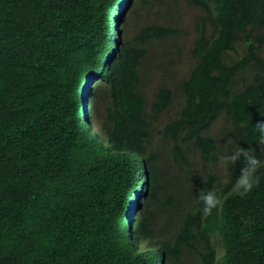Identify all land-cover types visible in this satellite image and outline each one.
<instances>
[{
  "label": "trees",
  "instance_id": "16d2710c",
  "mask_svg": "<svg viewBox=\"0 0 264 264\" xmlns=\"http://www.w3.org/2000/svg\"><path fill=\"white\" fill-rule=\"evenodd\" d=\"M117 1L0 0V264H264V171L239 196L230 193L239 165L226 178L215 166L233 151L219 146L226 131L234 149L264 157L252 126L264 105V0H184L199 11L195 64L178 85L183 107L164 127L183 197L165 195L160 156L149 148L152 120L174 92H157L152 115L141 92L148 45L182 30L172 18L173 26H144L102 65L116 37ZM243 42L244 55L229 61ZM95 75V118L102 96L110 100L105 119H97L99 136L75 113L79 85ZM218 120L225 131L216 137ZM191 146L200 168L190 161ZM138 182L145 187L137 199ZM202 188L223 197L209 216L200 212ZM157 213L176 229L169 239L158 236Z\"/></svg>",
  "mask_w": 264,
  "mask_h": 264
},
{
  "label": "rangeland",
  "instance_id": "374dc122",
  "mask_svg": "<svg viewBox=\"0 0 264 264\" xmlns=\"http://www.w3.org/2000/svg\"><path fill=\"white\" fill-rule=\"evenodd\" d=\"M134 6V11H133ZM129 12L125 16V20L119 24L121 29V36L125 40L134 41L139 31L147 25L162 24L173 26L172 20L176 21L182 33L171 40L165 42H151L148 45V56L141 67L142 86L141 92L145 98V108L147 112L152 115L151 104L156 98L157 92L164 87L171 88L175 94L172 99L168 111H165L161 116L153 119L151 123L152 135L149 137V148L153 152H157L160 156L161 168L160 174L164 185L165 195L171 191L177 197H183L184 186L182 178L177 170L174 159L170 157V152H167L171 143L164 135V127L169 122L173 121L176 113L182 108V101L178 85L184 80L188 72L195 64L191 56V49L193 41L196 37L194 23L199 11L190 7L184 0H148L145 4L132 0ZM172 18V20H171ZM175 24V25H176ZM208 30L213 29L211 22L207 23ZM259 35H264V28L259 32ZM256 43L260 38H255ZM264 48V41L262 44ZM245 53V45L240 44L237 47L236 53H232L229 57L231 61L237 60ZM250 74L247 73L241 82L248 78ZM101 103H99V114L96 119H105L104 106L107 107L110 102L108 96H102ZM103 110V112L101 111ZM102 112V113H101ZM212 134L217 137L220 131H225V121L218 120L212 129ZM219 146L226 152L230 146L234 150L233 139L230 137L228 131L219 138ZM193 153L189 154L190 161L195 162L194 168H200V154L191 146ZM220 159L216 160L215 166L218 167V172L222 177H227V169L221 166ZM195 168V169H196ZM177 179H176V177ZM162 202L165 201L164 196ZM171 216V215H170ZM154 225L158 231V236L161 239H169L174 235L176 229L168 224V217L157 213ZM184 264H193V259H186Z\"/></svg>",
  "mask_w": 264,
  "mask_h": 264
},
{
  "label": "clouds",
  "instance_id": "9594fccd",
  "mask_svg": "<svg viewBox=\"0 0 264 264\" xmlns=\"http://www.w3.org/2000/svg\"><path fill=\"white\" fill-rule=\"evenodd\" d=\"M131 3L132 0H118L113 6V11L111 13V22H113L112 32L115 33L116 31V37L112 41L113 44L111 42L110 47L107 50V55H105L104 60L101 62L102 65L106 66L109 60H111L116 56V53L119 50V46L123 41H125L123 36H121V29L119 24H121L124 21L126 14L129 12L131 8L130 7ZM121 7L124 10L123 16H119ZM115 11H117V13L114 15ZM261 43L263 44V42ZM240 44H244V42ZM261 49H262L261 50L262 53H260V55H264V48ZM230 56L231 55H228L229 61H230L229 58ZM98 78H99L98 75L91 76L90 78L83 81L82 84L79 85V89H80L79 94L81 97L77 99L78 105L75 106V113H77V118L80 124L84 128L87 127L88 132L92 134L95 133L97 135L99 132L98 126H100V124L95 118V114L93 116V112H94L93 107L97 100L95 94H96V81L98 80ZM172 99L170 100L167 106L168 108L171 105ZM181 101H182V97H181ZM97 106L98 105L96 104V109ZM101 111L103 112V110ZM257 113L260 119L256 120L255 124L254 125L252 124V126L257 133L258 146H264V105H259L257 107ZM167 138L169 139V137ZM220 163L222 167L228 170L230 167H235L239 165V172L236 175L234 181H232V191L230 193H235L239 196H245L246 194L253 191V189L260 183L261 180L260 172L264 171V157H261L257 150H254L250 147H243L240 145L237 148H235L230 154L222 156L220 159ZM197 171L200 174V171L198 169ZM140 184H141V188L140 189L136 188L137 192L135 198L137 199L140 196V194L143 192L145 187V184L144 183L142 184L140 182H138L137 187ZM198 199L202 204L200 212L203 216L211 215L214 210L219 211L223 204V197L214 188H202L199 192ZM130 214L131 212H129L126 216L127 225L130 222V217H131ZM137 218H138L137 212H134L133 219L135 220ZM129 230H131V228ZM159 260L161 261V258ZM159 264H164V263L159 262Z\"/></svg>",
  "mask_w": 264,
  "mask_h": 264
},
{
  "label": "bare ground",
  "instance_id": "6f19581e",
  "mask_svg": "<svg viewBox=\"0 0 264 264\" xmlns=\"http://www.w3.org/2000/svg\"><path fill=\"white\" fill-rule=\"evenodd\" d=\"M101 145V144H100Z\"/></svg>",
  "mask_w": 264,
  "mask_h": 264
}]
</instances>
